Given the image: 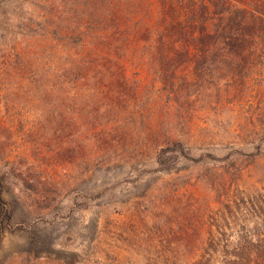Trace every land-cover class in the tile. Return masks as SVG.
<instances>
[{
  "label": "rangeland",
  "instance_id": "1",
  "mask_svg": "<svg viewBox=\"0 0 264 264\" xmlns=\"http://www.w3.org/2000/svg\"><path fill=\"white\" fill-rule=\"evenodd\" d=\"M66 3L0 0V264H209L264 233V40L167 84L138 52L64 85Z\"/></svg>",
  "mask_w": 264,
  "mask_h": 264
},
{
  "label": "trees",
  "instance_id": "2",
  "mask_svg": "<svg viewBox=\"0 0 264 264\" xmlns=\"http://www.w3.org/2000/svg\"><path fill=\"white\" fill-rule=\"evenodd\" d=\"M62 13L72 18L50 33H62L64 85L83 82L84 75L70 78L90 62L98 68L110 56L122 67L126 56L138 52L144 53L140 62L156 68L167 84L169 75L194 60L214 56L233 62L236 54L257 51L254 44L264 40V0H68ZM171 148L185 153L179 142ZM167 149L158 152L162 165ZM3 185L0 178V213L9 220ZM3 232L0 228V242ZM238 242L221 248L210 239L204 262L264 264V233L245 234Z\"/></svg>",
  "mask_w": 264,
  "mask_h": 264
}]
</instances>
